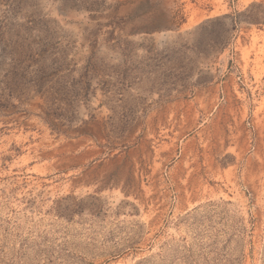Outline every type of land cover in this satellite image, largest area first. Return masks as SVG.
<instances>
[{"label": "rangeland", "instance_id": "obj_1", "mask_svg": "<svg viewBox=\"0 0 264 264\" xmlns=\"http://www.w3.org/2000/svg\"><path fill=\"white\" fill-rule=\"evenodd\" d=\"M0 264H264V0H0Z\"/></svg>", "mask_w": 264, "mask_h": 264}]
</instances>
